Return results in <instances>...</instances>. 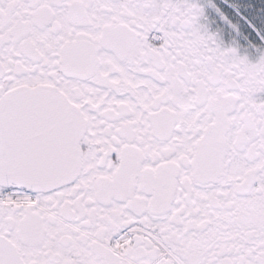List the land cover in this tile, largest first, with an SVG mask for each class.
<instances>
[{"label": "snow or ice", "instance_id": "6c2138e0", "mask_svg": "<svg viewBox=\"0 0 264 264\" xmlns=\"http://www.w3.org/2000/svg\"><path fill=\"white\" fill-rule=\"evenodd\" d=\"M203 14L0 0V264H264V50Z\"/></svg>", "mask_w": 264, "mask_h": 264}, {"label": "flooded vegetation", "instance_id": "af4514ba", "mask_svg": "<svg viewBox=\"0 0 264 264\" xmlns=\"http://www.w3.org/2000/svg\"><path fill=\"white\" fill-rule=\"evenodd\" d=\"M201 23L226 47L254 60L264 50V0H197Z\"/></svg>", "mask_w": 264, "mask_h": 264}]
</instances>
